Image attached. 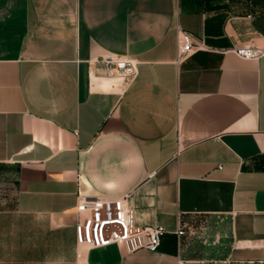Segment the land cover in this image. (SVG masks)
<instances>
[{
	"label": "crops",
	"instance_id": "crops-1",
	"mask_svg": "<svg viewBox=\"0 0 264 264\" xmlns=\"http://www.w3.org/2000/svg\"><path fill=\"white\" fill-rule=\"evenodd\" d=\"M179 28L208 47L181 64ZM249 44L264 0H0V264H264V57L233 52ZM105 55L136 79L118 86ZM123 196L167 230L159 250L79 246V199Z\"/></svg>",
	"mask_w": 264,
	"mask_h": 264
},
{
	"label": "built area",
	"instance_id": "built-area-1",
	"mask_svg": "<svg viewBox=\"0 0 264 264\" xmlns=\"http://www.w3.org/2000/svg\"><path fill=\"white\" fill-rule=\"evenodd\" d=\"M207 49V46L195 41L191 35L179 28L178 64L183 63L197 51ZM233 52L244 60H258L264 57V48L253 44L236 47ZM100 63L105 68L106 76L118 81V86L126 81H133L139 74L137 61L126 57L105 55L100 59ZM76 211L79 214V220L75 225L77 244L88 249L117 245L123 247L129 254L139 250L157 252L167 234V230L160 225H138L128 196L80 198ZM176 233L179 237L186 234L182 228Z\"/></svg>",
	"mask_w": 264,
	"mask_h": 264
}]
</instances>
